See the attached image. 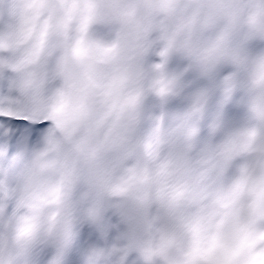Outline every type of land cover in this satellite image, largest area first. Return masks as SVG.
Returning a JSON list of instances; mask_svg holds the SVG:
<instances>
[{
    "label": "clouds",
    "instance_id": "obj_1",
    "mask_svg": "<svg viewBox=\"0 0 264 264\" xmlns=\"http://www.w3.org/2000/svg\"><path fill=\"white\" fill-rule=\"evenodd\" d=\"M0 264H264V0H0Z\"/></svg>",
    "mask_w": 264,
    "mask_h": 264
}]
</instances>
